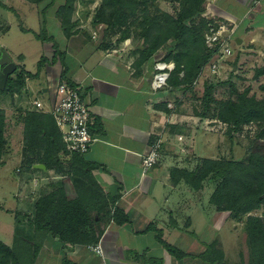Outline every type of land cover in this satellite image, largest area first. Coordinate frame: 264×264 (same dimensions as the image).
<instances>
[{"label":"crops","instance_id":"0c3cea01","mask_svg":"<svg viewBox=\"0 0 264 264\" xmlns=\"http://www.w3.org/2000/svg\"><path fill=\"white\" fill-rule=\"evenodd\" d=\"M204 2L206 18L223 21L235 28L238 51L233 57L239 64L237 73L238 67L247 72L252 65L253 78L264 79V74L255 75L256 69L264 67V0ZM34 7L38 14L36 5ZM47 16L43 23L52 40H40L49 50L41 55L46 62L39 69L36 65L34 72L26 69L22 58L15 63L31 75H26L24 85L12 95L14 109L21 111L19 121H14L12 126L16 136L11 137L10 144L7 142L15 149L10 156L6 145L8 149L3 153L0 165L10 158L18 159L19 183L15 196L19 203L14 204L13 209L0 205L14 215L11 244L0 241L9 247L16 243L18 219H30L26 215H34L38 199L46 194L45 191L50 193L49 181L63 177L53 166L46 168L42 162L22 168V116L27 111L49 115L47 111L56 99V85L62 81L63 73L69 85L81 89L94 118L91 131L95 137L85 154L66 150L65 158L73 156L77 166L80 160L84 162L94 186L105 196L116 198L110 211L118 209L120 221L110 219L99 239L89 244L65 242L47 232L39 244L41 248L46 246L47 264H62L64 258L75 264H152V260H160L161 264H208L198 255L215 239L216 211L209 201L215 189L211 183L215 179L206 178L199 189H193L172 172L176 169L193 171L202 159L241 161L239 156L235 158L239 150L238 154H231L225 146V136H230L229 126L208 111H195L189 104L193 100L186 102L188 98L183 97L180 86L167 84L153 88L151 80L155 69L152 61L158 60L155 55L140 63L136 61L137 56L125 48L107 50L96 45L89 32L70 30L65 33L57 15ZM51 28L57 30L60 41L49 33ZM54 55L56 60L53 62ZM249 59L259 63L248 65V61H252ZM209 71V67L203 65L194 81L198 88L209 76ZM259 86L264 89V84ZM36 99L44 104L45 111L35 108L33 101ZM157 143L160 145L156 158L144 170V154ZM38 163L44 168L36 167ZM64 191L69 199L66 188ZM124 218L127 220L121 222ZM210 228V236L205 239ZM155 229L161 231L164 241L187 255L176 258L166 251L157 241ZM97 245L101 247V253L90 249ZM35 257L31 256L30 264L36 262Z\"/></svg>","mask_w":264,"mask_h":264},{"label":"rangeland","instance_id":"374dc122","mask_svg":"<svg viewBox=\"0 0 264 264\" xmlns=\"http://www.w3.org/2000/svg\"><path fill=\"white\" fill-rule=\"evenodd\" d=\"M65 1L42 0L37 3L32 0H0V49L7 50L14 63L17 64V59L22 58L28 71H36L40 56L48 53L49 50L41 44L35 34L43 35L46 33L45 31L42 32V28H44L43 18L55 14L59 17H68L70 30L89 32L91 40L107 50L125 48L137 56L136 61L140 58V48L154 46L153 55L171 66L170 78L172 81L182 78L181 76L185 74L191 60L204 56L208 52L212 53L204 40L207 29L204 20H209L204 16L206 11L204 0L201 2L197 0H121L118 2L113 0H71L67 5ZM34 5L38 9V14L35 13ZM182 12H189L193 15L191 14L186 19L187 28L181 39L174 40L171 35L175 31L176 18ZM21 28H27L29 32L21 31ZM49 33H52L57 41H60L56 29L51 28ZM231 50V56L223 58H218L217 55L212 56L210 53L211 56L204 65L209 67L212 62H216L218 67L216 66L214 71L209 67V76L205 77L203 85H200L199 88L195 82L191 84L189 89L180 86L183 89L181 94H184L185 99L188 98L186 102L189 103V99L193 100L189 104H192L195 111L200 110L201 112L207 109L209 114L217 117V114L224 110V103L228 101L239 103L242 98H252L264 102V89L259 86L260 83L264 84L261 81L264 79L253 78V72L250 71L253 68L252 65L247 72L238 67L240 71L237 73L236 69L239 64L233 57L238 51L236 43H233ZM249 60L252 61H248V65L251 62L255 63V66L259 63L256 59ZM152 63L155 62L152 61ZM206 88L209 89L210 99L207 107L203 102ZM13 92L0 93V121L3 120L4 126L2 127L6 139L3 152H6V148L9 147L7 153L10 156L14 154L15 148L8 146L7 142L10 144L11 137L16 136L12 126L14 121H19L21 112H16L14 109ZM195 100L198 101L195 102ZM23 135L22 168L24 169L31 166L30 163L28 166L27 162H41L44 159L47 142L44 135H40V133L38 136L40 140L36 141H32L35 137L31 138L25 132ZM229 135L225 136V146L231 154H238L237 151L239 150V155H236L235 158L238 159L239 156V159L241 158V161L246 164L245 167L251 169L245 180L249 187L254 190L260 182H264V165L261 171H257L258 167L249 163L247 158L250 154L264 157V118H257L241 124L232 132L229 131ZM18 167L19 162L16 157L10 158L8 162L0 165V205L5 209H13L19 203L15 196L18 192L19 183V175L16 171ZM54 169L63 177L60 180L49 181L51 194L61 190L66 200L92 202L91 192L96 191V186L87 175L78 173L77 170L71 172V167L65 164L58 165ZM219 180H213L211 186L216 187ZM233 181L227 184L223 194L220 195L221 206L230 204L228 200L230 195L239 198V200L233 204L234 211H218L215 206L214 227L216 231L214 233L216 234L214 241H217V250L219 249L223 253V263L250 264V242L247 236L250 229L248 219L258 217L260 219L259 224L264 227V201L260 199V203L249 211L237 212V210L246 207H240V203L244 199L242 194H248L249 189L238 180L233 179ZM64 186L69 199L64 191ZM207 187L210 189V186ZM45 193L47 194V191ZM4 208L0 207V239L10 245L14 215L5 211ZM26 216L28 218L30 216V219L25 218L24 220V217L22 220L18 219L14 237V240L17 241L15 245L14 243L11 245V247H16L18 256L23 254V250H27V254L30 256L34 244L39 246L44 235L48 234L44 230H36L32 227L34 215L27 214ZM210 233L211 228L205 234V239L210 236ZM38 249L39 251L35 252L36 262L33 261L32 264H47L46 246L43 248L39 246ZM27 254H23L22 258L20 257L23 264H30ZM10 264H20V262L14 263L10 259Z\"/></svg>","mask_w":264,"mask_h":264},{"label":"trees","instance_id":"16d2710c","mask_svg":"<svg viewBox=\"0 0 264 264\" xmlns=\"http://www.w3.org/2000/svg\"><path fill=\"white\" fill-rule=\"evenodd\" d=\"M34 2H40L42 0H32ZM71 0H66V5L70 3ZM115 2L121 0H113ZM202 1V0H197ZM45 10V9H44ZM199 13V12H196ZM192 13L182 12L176 18L175 31L171 35L174 40H180L183 33L186 30L185 21ZM193 15V14H192ZM59 17V16H58ZM61 26L65 33L70 31V26L68 25V17L60 16ZM206 28L211 20H204ZM43 23V22H42ZM207 24V25H206ZM42 32H46L43 35L40 33L35 34L36 38L41 41H51L52 36H49L45 25H43ZM21 31L29 32L28 29L21 28ZM154 46H144L140 48V58L138 62H143L144 60L150 58L153 55ZM211 52H208L206 55L191 60L189 67L187 68L185 74L181 76L177 81L171 80V73L168 78L167 84L171 87L182 86L184 89H189L191 84L199 75L201 68L210 58ZM46 58L41 56L37 66L39 67L46 62ZM56 60L55 55L52 57V61ZM14 74V75H13ZM264 74V67L256 69L255 75ZM26 75H31L28 72L20 69L16 65L15 71L8 76V79L5 84V88L0 90L2 92L12 93L14 90H18L25 83ZM62 81L69 84L67 78L62 73ZM205 98L203 102L205 107L209 105V89L205 90ZM224 103V102H222ZM203 111H207L204 109ZM218 120L226 123L229 126V131H233L236 127H239L241 124L247 123L251 120L257 118H264V102L254 100L252 98H242L239 103L228 101L224 103V110L217 114L216 117ZM24 122V132L32 139V141L40 140L38 138L40 135H44V139L47 142L46 145V154L44 159L41 161L46 168L53 166L57 168L58 165H67L71 167V172L77 170L78 173L87 175L88 169L85 168L86 164L80 160L79 166L73 161V156L71 158H65V146L62 142L60 132L55 126L54 121L50 115H45L40 112L27 111L23 116ZM4 126L3 120L0 121V163L1 157L4 150V145L6 144V139L4 137ZM233 127V129H232ZM78 156V155H77ZM264 157L258 156L256 154L248 155L247 161L254 164V167H258L257 171H261L263 167ZM247 162V163H248ZM27 162V165L29 166ZM242 161L236 160H225L222 158L219 159H202L197 168L193 171L188 170H173V173H177L179 177L193 189H199L202 185V181L206 178L210 179H220L219 183L215 187L214 191L210 195V203L216 206L218 211L233 210L235 207L236 201L239 198H234L231 195L228 197L230 201L229 205L221 206V194L225 190L227 184L233 179L238 180L241 184H244L248 189L249 193L242 194L244 199L240 203L237 212H246L249 211L252 207H256L261 200L264 201V182H260L256 189H251L248 182H246V176L249 175L251 169L245 167ZM252 168V167H251ZM76 172V171H74ZM234 182V181H233ZM98 191V192H96ZM96 191L91 192V197L93 198L92 202L84 203L82 201L76 200H66L62 195V191L58 193H48L38 199L35 203V212L32 219V227L36 230H44L56 234L58 238L65 242H82V243H94L102 235L106 223L114 218L115 221H120L117 219L118 209H114L113 212L110 211L111 205L114 204L115 197H107L101 190L96 187ZM261 197V198H260ZM261 199V200H260ZM234 211V210H233ZM127 218H124L121 222L126 221ZM260 219L258 217H250L249 222V233L247 234L250 242V253H251V262L250 264H264V227L259 224ZM152 228V227H148ZM157 241L176 258H181L186 256L183 251L175 248L174 246L168 244L161 237V231L155 229ZM17 241V240H15ZM15 245V244H14ZM39 246L34 244L33 251L30 256L27 254V250H23V254H27L29 261L31 256L35 255ZM15 248V250H14ZM16 247H9L0 241V264H10V259L14 263H22V257L18 256L16 252ZM21 257V258H20ZM198 257L208 264H225L223 263V253L218 249L217 250V241H212L207 245L205 250L198 255ZM152 264H161L160 260H152ZM62 264H75L70 262L67 259H63Z\"/></svg>","mask_w":264,"mask_h":264},{"label":"built area","instance_id":"2783aa9c","mask_svg":"<svg viewBox=\"0 0 264 264\" xmlns=\"http://www.w3.org/2000/svg\"><path fill=\"white\" fill-rule=\"evenodd\" d=\"M210 20V19H209ZM235 28H232L223 21L211 20L204 34L207 48L212 51V56L218 58L231 56V46L236 43ZM219 60V59H218ZM218 64L212 62L209 66L213 71ZM154 73L152 75L151 86L162 88L167 85L171 66L166 62L158 60L154 63ZM33 105L39 111H45L44 104L39 100H34ZM52 117L55 126L60 132L65 150L79 155L85 154L95 137L91 131L94 118L91 116L88 106L84 100L83 93L78 86L69 85L60 81L56 85V99L47 111ZM181 139V136L178 137ZM159 143L151 147L149 153L144 154L142 163L146 170L154 162L159 148ZM96 253H101L99 245L91 247Z\"/></svg>","mask_w":264,"mask_h":264},{"label":"water","instance_id":"95a60500","mask_svg":"<svg viewBox=\"0 0 264 264\" xmlns=\"http://www.w3.org/2000/svg\"><path fill=\"white\" fill-rule=\"evenodd\" d=\"M16 69V64L4 49H0V90L5 88L8 76ZM36 167L44 168L43 164H35Z\"/></svg>","mask_w":264,"mask_h":264}]
</instances>
